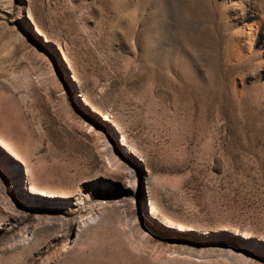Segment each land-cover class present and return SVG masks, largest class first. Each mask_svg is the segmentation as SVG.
I'll list each match as a JSON object with an SVG mask.
<instances>
[{
  "label": "rangeland",
  "instance_id": "374dc122",
  "mask_svg": "<svg viewBox=\"0 0 264 264\" xmlns=\"http://www.w3.org/2000/svg\"><path fill=\"white\" fill-rule=\"evenodd\" d=\"M0 264H264V0H0Z\"/></svg>",
  "mask_w": 264,
  "mask_h": 264
},
{
  "label": "bare ground",
  "instance_id": "6f19581e",
  "mask_svg": "<svg viewBox=\"0 0 264 264\" xmlns=\"http://www.w3.org/2000/svg\"><path fill=\"white\" fill-rule=\"evenodd\" d=\"M0 145H1L5 150H7L8 153H9L11 156H13L12 153H11V151H9V149H8L3 143L0 142ZM13 157H14V156H13Z\"/></svg>",
  "mask_w": 264,
  "mask_h": 264
}]
</instances>
